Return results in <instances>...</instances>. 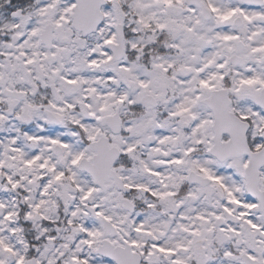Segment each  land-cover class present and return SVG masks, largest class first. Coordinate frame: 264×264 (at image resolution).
<instances>
[{"label":"snow or ice","instance_id":"obj_1","mask_svg":"<svg viewBox=\"0 0 264 264\" xmlns=\"http://www.w3.org/2000/svg\"><path fill=\"white\" fill-rule=\"evenodd\" d=\"M0 264H264V0H0Z\"/></svg>","mask_w":264,"mask_h":264}]
</instances>
